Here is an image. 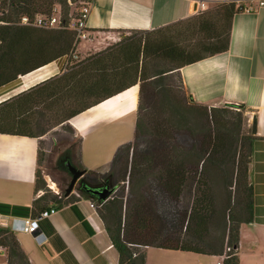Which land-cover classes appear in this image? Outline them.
Returning a JSON list of instances; mask_svg holds the SVG:
<instances>
[{
	"label": "trees",
	"instance_id": "16d2710c",
	"mask_svg": "<svg viewBox=\"0 0 264 264\" xmlns=\"http://www.w3.org/2000/svg\"><path fill=\"white\" fill-rule=\"evenodd\" d=\"M56 5L67 7L68 4L66 0H0V22L4 23L0 24V89L74 52L75 36L72 31L43 30L18 24L23 16L50 15ZM240 12L241 9L234 3H220L185 21L152 31H133L131 36H124L105 51L68 65L62 74L2 102L0 135L40 140L35 195L44 193L35 198L31 208H17L24 211V217L31 211L32 217H35L51 204L62 207L79 200L66 196L67 201L61 202L62 198L58 200L53 192L47 190V183L39 171L42 138L58 126H67L73 131L69 125L73 118L138 85L139 102L133 142L149 135L167 140L166 152L159 157L151 155L160 170L162 187L172 198H179L187 187L191 191L195 186V198L186 226L189 239L193 242L181 240L174 246L158 244L161 239L150 221L155 213L147 210L143 197L133 208L134 221L131 223L124 211L123 198L111 197L101 202L96 196L80 189L81 197L95 204L119 253V264H146V252L139 254L137 249L144 246L224 256L223 264H240V228L254 220L253 188L249 181L254 137L249 132L244 133L247 122L244 108L238 107L240 111L234 112L231 108L237 106L209 108L191 102L179 73L185 66L227 52L232 19ZM175 79L181 83L180 86ZM176 132H188L197 137L201 135L203 140L199 145L202 152L198 149L194 151L195 146L188 153L175 149ZM80 146L81 140L77 143L75 154L78 161ZM130 150V144L121 147L119 159L122 154L129 156ZM132 158L130 165L127 162L125 166L126 171L129 170L128 183L132 185L137 175L143 183L147 180L143 170H134L137 166L136 153ZM208 170L231 171L226 172L223 182L228 197L234 192L233 195L237 199L240 197V201L234 206L229 202L227 211L231 214L228 216L222 211L217 217L214 211L215 197L209 185V176L205 173ZM90 178L102 183L91 185L88 183ZM102 179L97 172H88L85 186L97 189L108 183L113 185L112 188L120 189L126 185L127 173L115 184L111 178ZM236 208H239L238 212ZM0 212L8 214L5 207H0ZM214 221H220L222 232L218 243L210 244L206 238ZM143 237L150 242L142 244ZM0 247L6 253L7 264H31L15 233L1 226ZM225 247L230 251H225Z\"/></svg>",
	"mask_w": 264,
	"mask_h": 264
},
{
	"label": "crops",
	"instance_id": "0c3cea01",
	"mask_svg": "<svg viewBox=\"0 0 264 264\" xmlns=\"http://www.w3.org/2000/svg\"><path fill=\"white\" fill-rule=\"evenodd\" d=\"M92 1L87 26L94 39L100 33L112 36L152 31L191 19L203 8L227 3L226 0ZM254 5L258 7L257 3ZM66 64L67 58H61L1 88L0 104L59 74ZM179 73L194 103L209 108L233 105L245 109L247 133L254 137L249 164L254 220L240 228L238 256L240 264H264V7L234 15L227 52L185 66ZM138 101L137 85L69 122L81 140L78 166L86 172L85 177L88 172H97L103 179L113 180L119 174V150L133 142ZM253 123H256L255 134ZM39 142L28 137L0 135V207H5L8 213L0 212L8 218L5 223L0 222L3 228L10 229L13 218H33L32 211L24 217V211L17 208H31L35 198L42 195L40 192L35 195ZM88 183L98 184L94 178ZM91 203L81 198L62 207L51 204L48 209L54 207L58 212L40 221L43 244H39L34 235L15 233L30 263L119 264V253ZM145 249L146 264H217L221 260L192 252ZM0 262L7 264L5 253H0Z\"/></svg>",
	"mask_w": 264,
	"mask_h": 264
},
{
	"label": "rangeland",
	"instance_id": "374dc122",
	"mask_svg": "<svg viewBox=\"0 0 264 264\" xmlns=\"http://www.w3.org/2000/svg\"><path fill=\"white\" fill-rule=\"evenodd\" d=\"M203 10H205V8H203ZM124 36L129 37L131 35L129 33H115L111 36L110 34L100 33L96 34V39H94V37L92 36V39H90L91 41L89 40L83 42L75 49L74 53L77 57H71L72 54L69 55L70 58L67 57V64L65 68L68 65L75 64L76 62H79L91 55L105 51L115 43H118ZM65 68L61 70L57 75L62 74ZM50 78H52V76ZM175 82L177 83V85H181V83L177 79H175ZM12 97H10V99ZM231 110L234 112L240 111L238 107L233 109L231 108ZM243 130L244 133L247 134L246 127H244ZM174 139V147L177 150H184L182 152L188 153V150L191 149L192 146H195L194 151L198 149V151L201 150L202 152V149L200 148L201 145H199L200 141L203 140L201 135H198L197 137L192 136L188 132H176L174 133ZM79 141L80 138L76 137L75 133L72 130L67 129V126H58L50 130L45 135L41 143L43 154L39 171L41 172L44 180L47 183V190L53 192L52 194L57 196L58 200L62 198L60 200L61 202L67 201L68 196L66 197V190L68 189V186L72 181L71 174L64 168L62 162L69 159L77 169H80L78 166V160L75 159V154L77 152V143ZM75 142H77L76 145L72 146L71 144ZM166 142V139H161L157 136L149 135L147 137L138 139L132 144L130 143L131 150L129 151V156L127 153L120 155L121 163L119 174L113 177V184H115V182L120 178L123 179L125 173H127L126 185L125 187H121L120 189L116 188V192L112 197L123 198L125 202L124 211L128 213V218H130L129 220L131 223H133L134 221L133 208L138 204V201H141V197L145 198L144 201H146L145 205L147 206V210H152L155 213L153 216H151L150 221L161 239L160 241H158V244L163 243L165 245L168 244L174 246L177 245L178 241L181 240L193 242L191 239H189V236L186 232V226L188 218L190 216V212L192 210L193 200L195 198V186L192 187L191 191L190 188L187 187V189H185L177 199L172 198L169 193L162 187V183L159 179L160 170H158V168L156 167L155 159L151 154L159 157V154L166 152ZM133 153H136L137 160V166L134 170H143V174L146 176L145 179L147 180L142 183L141 181H139L140 176L137 175L132 185H129V170L126 171L125 166L127 162L129 163V165L132 162ZM186 166L188 167V165ZM100 171L106 172V170ZM227 171L231 172L230 170H208V172H205L207 174L206 176H209V185L211 186L212 193L215 197L213 201L214 211L216 212L217 217L219 214H222V211L225 212L227 216L231 214L227 211V209L229 208V202H232V206H234V204L238 205V202L240 201V197L237 199L235 195H233L234 192L231 194L230 198L228 197V192L223 182ZM234 171L232 170V172ZM187 172H190V170H187ZM79 182L80 180L76 184L74 191L69 195V197L75 199L82 198L78 189ZM97 183L102 182L97 181ZM52 184H54L53 189L50 188ZM110 186L113 187L112 184H110ZM40 193L43 194L44 192ZM52 194H50V196L54 197ZM236 210L238 212L239 208H236ZM8 223L10 222L8 221ZM209 230L210 232L207 236L208 238H206L207 243H218V239L222 232L220 221H214V223L210 225ZM143 236H146V234H143ZM146 237L142 238V244H144L145 242H150V240L146 239ZM137 249L139 250V254L144 253L146 250L145 246ZM224 250L227 251L226 247Z\"/></svg>",
	"mask_w": 264,
	"mask_h": 264
},
{
	"label": "built area",
	"instance_id": "2783aa9c",
	"mask_svg": "<svg viewBox=\"0 0 264 264\" xmlns=\"http://www.w3.org/2000/svg\"><path fill=\"white\" fill-rule=\"evenodd\" d=\"M67 7L62 5H56L50 15H36L34 18L23 16L20 18L18 24L22 26L35 27L43 30H57V29H68L74 33L75 49L83 42L91 39V33L88 29L87 22L91 15L93 1L92 0H66ZM227 3H234L238 6L241 11L244 12H255L257 8L264 7V0H226ZM254 3L258 4L255 7ZM202 8L205 4H201ZM0 24H4L0 22ZM71 57H77L73 52ZM70 58V56H69ZM69 61V60H68ZM91 206L95 208V204L91 203ZM58 210L54 207L39 213L33 218H13L10 223V230L13 233L23 232L35 236L36 241L39 244H43L44 234L40 233V221L48 219L53 214H56ZM8 218L0 215V222L5 223ZM4 250L0 247V253ZM227 251H230L227 248ZM4 253V252H3ZM221 260L217 264H223L224 256L220 257ZM202 264V263H199Z\"/></svg>",
	"mask_w": 264,
	"mask_h": 264
},
{
	"label": "water",
	"instance_id": "95a60500",
	"mask_svg": "<svg viewBox=\"0 0 264 264\" xmlns=\"http://www.w3.org/2000/svg\"><path fill=\"white\" fill-rule=\"evenodd\" d=\"M189 99L191 102H194L193 97L189 96ZM253 133L256 132V123H253ZM63 163L64 168L71 174L72 181L70 185L68 186V189L66 190V196H69L75 189L76 184L79 180H81L85 176V171L77 169L72 162L67 159ZM83 190H85L87 193L92 194L98 198L101 202H106L108 199L112 197V195L115 192V188H112L108 183L105 184V186L94 189V188H87L83 187Z\"/></svg>",
	"mask_w": 264,
	"mask_h": 264
},
{
	"label": "flooded vegetation",
	"instance_id": "af4514ba",
	"mask_svg": "<svg viewBox=\"0 0 264 264\" xmlns=\"http://www.w3.org/2000/svg\"><path fill=\"white\" fill-rule=\"evenodd\" d=\"M84 178L86 179V177L84 176V177L80 180V182H79V185H78V186H79V188H78L79 190H80V189L83 190V187L85 186V182H86V181H85ZM85 187H86V186H85ZM100 187H101V186H99L98 188H100ZM98 188H97V189H98ZM84 191H85V190H84ZM85 192H86V191H85ZM91 195H92V194H91Z\"/></svg>",
	"mask_w": 264,
	"mask_h": 264
},
{
	"label": "bare ground",
	"instance_id": "6f19581e",
	"mask_svg": "<svg viewBox=\"0 0 264 264\" xmlns=\"http://www.w3.org/2000/svg\"><path fill=\"white\" fill-rule=\"evenodd\" d=\"M53 186H54V184H52V186H50V188L53 189L54 188Z\"/></svg>",
	"mask_w": 264,
	"mask_h": 264
}]
</instances>
